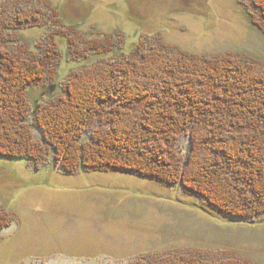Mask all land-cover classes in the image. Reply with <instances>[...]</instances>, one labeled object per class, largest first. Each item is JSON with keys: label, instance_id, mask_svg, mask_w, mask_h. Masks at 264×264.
Segmentation results:
<instances>
[{"label": "trees", "instance_id": "obj_1", "mask_svg": "<svg viewBox=\"0 0 264 264\" xmlns=\"http://www.w3.org/2000/svg\"><path fill=\"white\" fill-rule=\"evenodd\" d=\"M248 4L264 32V0ZM46 27L56 31L35 48L21 37ZM68 27L71 61L83 66L52 98L69 61L67 23L46 0L0 1V157L67 176L135 175L178 187L228 218H264V61L193 54L158 35L115 56L112 35ZM14 220L0 205V231ZM222 256L187 250L136 264H248Z\"/></svg>", "mask_w": 264, "mask_h": 264}, {"label": "rangeland", "instance_id": "obj_2", "mask_svg": "<svg viewBox=\"0 0 264 264\" xmlns=\"http://www.w3.org/2000/svg\"><path fill=\"white\" fill-rule=\"evenodd\" d=\"M46 1L67 23L62 49L69 55L52 98L83 66L71 61V25L80 34L112 35L115 56L143 36L158 35L193 54L242 53L264 61V32L252 21L249 0ZM54 31L26 29L21 37L35 48ZM183 142L188 153L187 138ZM0 205L15 217L0 231V264H136L156 253L187 250L264 264V218H228L178 187L135 175L67 176L49 166L36 171L27 159L0 157Z\"/></svg>", "mask_w": 264, "mask_h": 264}, {"label": "water", "instance_id": "obj_3", "mask_svg": "<svg viewBox=\"0 0 264 264\" xmlns=\"http://www.w3.org/2000/svg\"><path fill=\"white\" fill-rule=\"evenodd\" d=\"M54 89H55V88H54V87H52V88H51V91H53Z\"/></svg>", "mask_w": 264, "mask_h": 264}, {"label": "bare ground", "instance_id": "obj_4", "mask_svg": "<svg viewBox=\"0 0 264 264\" xmlns=\"http://www.w3.org/2000/svg\"><path fill=\"white\" fill-rule=\"evenodd\" d=\"M167 258V257H166Z\"/></svg>", "mask_w": 264, "mask_h": 264}]
</instances>
